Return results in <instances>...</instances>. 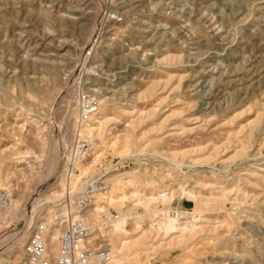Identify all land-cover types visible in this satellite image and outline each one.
Instances as JSON below:
<instances>
[{
	"label": "rangeland",
	"instance_id": "obj_1",
	"mask_svg": "<svg viewBox=\"0 0 264 264\" xmlns=\"http://www.w3.org/2000/svg\"><path fill=\"white\" fill-rule=\"evenodd\" d=\"M77 215L108 264H264V0H0V264Z\"/></svg>",
	"mask_w": 264,
	"mask_h": 264
},
{
	"label": "built area",
	"instance_id": "obj_2",
	"mask_svg": "<svg viewBox=\"0 0 264 264\" xmlns=\"http://www.w3.org/2000/svg\"><path fill=\"white\" fill-rule=\"evenodd\" d=\"M98 107L99 102L96 98L87 94L82 95L80 106L82 117L88 118L96 113ZM99 178H96L97 182ZM88 193L87 190L79 196L80 203L83 196L91 195V192L89 195ZM53 226L54 224L46 219L35 224L26 241L24 264H106L111 261V245L101 241V234L96 235V228L86 219L77 216L61 219L57 252L51 249L50 237Z\"/></svg>",
	"mask_w": 264,
	"mask_h": 264
},
{
	"label": "bare ground",
	"instance_id": "obj_3",
	"mask_svg": "<svg viewBox=\"0 0 264 264\" xmlns=\"http://www.w3.org/2000/svg\"><path fill=\"white\" fill-rule=\"evenodd\" d=\"M73 89V88H72ZM86 150V149H85ZM97 180L98 179H95L92 183H90L89 184V186H88V189H89V193L91 192V195L90 196H87L86 198H83V205H85V206H83L82 205V208L83 209H85V208H88V206L90 207V204H92L94 201H95V197L96 196H98V194H100V193H96V192H94V191H98V190H104L105 188H106V185H105V183L104 182H97ZM102 181V180H101ZM105 181V180H104ZM106 182V181H105ZM108 185V184H107ZM108 190V189H107ZM88 193V194H89ZM49 198V197H48ZM50 199V198H49ZM94 200V201H93ZM62 202H58L57 203V205L58 204H61ZM61 206V205H60ZM59 206V207H60ZM62 207V206H61ZM58 208V207H57ZM105 209H104V207H101V206H96V207H92V208H88L85 212H84V214H88V213H91V212H101V211H104ZM75 216V215H74ZM80 215H77V217H79ZM82 216V215H81ZM87 220V222H90L91 223V221L90 220H88V219H86ZM122 223H126V220H123L122 221ZM121 222H116V224H114V227L115 226H119V225H121L122 224ZM182 225V226H181ZM180 225V227H181V229H187L188 228V225L187 224H181ZM60 226V225H59ZM193 226H195L194 224H193ZM97 229V228H96ZM169 229V227L168 226H166L165 227V230H168ZM111 231V230H110ZM59 233H60V228H58L57 230H56V232L54 233V235H52L51 236V238H50V241H51V249L54 251V252H57L58 251V236H59ZM26 234H27V232L26 231H23L22 232V234H21V236H19V238L17 239L18 240V243H22L24 240H25V238H26ZM109 263V262H108ZM108 263H106V264H108Z\"/></svg>",
	"mask_w": 264,
	"mask_h": 264
}]
</instances>
